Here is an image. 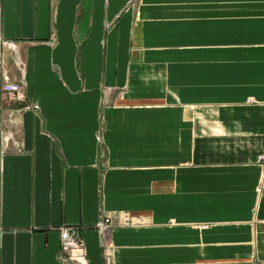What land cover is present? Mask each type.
I'll return each instance as SVG.
<instances>
[{"label":"crops","instance_id":"obj_1","mask_svg":"<svg viewBox=\"0 0 264 264\" xmlns=\"http://www.w3.org/2000/svg\"><path fill=\"white\" fill-rule=\"evenodd\" d=\"M2 66L0 264H264V0H0Z\"/></svg>","mask_w":264,"mask_h":264},{"label":"built area","instance_id":"obj_2","mask_svg":"<svg viewBox=\"0 0 264 264\" xmlns=\"http://www.w3.org/2000/svg\"><path fill=\"white\" fill-rule=\"evenodd\" d=\"M1 91L8 97H11L15 101L25 102L26 96L23 91V87L20 81H13L7 71H3L0 79ZM29 108L39 109V105L30 103ZM111 220L109 217H104L102 222L99 223V228L105 231L108 227H111ZM61 244L59 248V254H61V261L67 262V264H89L88 253L86 251L85 244L80 238L76 227H61Z\"/></svg>","mask_w":264,"mask_h":264},{"label":"rangeland","instance_id":"obj_3","mask_svg":"<svg viewBox=\"0 0 264 264\" xmlns=\"http://www.w3.org/2000/svg\"><path fill=\"white\" fill-rule=\"evenodd\" d=\"M5 70V68L2 66V69H1V75H0V79H1V76H2V73H3V71ZM11 77V76H10ZM11 79H13V78H11ZM14 81V80H13ZM23 87V86H22ZM0 89H1V86H0ZM1 91V90H0ZM1 93H2V95H3V97H4V92L3 91H1ZM8 97V96H7ZM4 99V101L6 102L7 101V99H5V98H3ZM8 99L9 100H12V101H14V99H12L11 97H8ZM252 100V99H251ZM249 102H252V101H249ZM21 103H23V102H21ZM25 104V103H24ZM20 105V106H18V107H15V108H13V109H10V114H11V116H14L15 114H20V113H23V111H26V110H28V109H34V108H29V106L30 105H28V104H30V103H28V104H25V105ZM259 191H260V189H258ZM122 213V215H123V220L119 223L120 225H132V226H134V225H139V224H141V223H138V222H140V220L139 219H136L132 214H131V212L130 211H122L121 212ZM121 213H119V215L121 214ZM104 217L106 218V217H109L110 218V220H111V227H108L105 231H102V230H100V228H99V223L100 222H102V220L104 219ZM143 218V217H142ZM115 221H116V219H115ZM115 221H114V214H111L110 212H106L105 210H102L101 211V215H100V218H99V221H98V223H97V226H96V228H97V230L100 232V236L101 237H103V239H105L106 238V236L108 235V233L113 229V227L115 226V224H118V223H115ZM65 226H68V227H71L70 225H65ZM61 227H63V226H61ZM61 227H60V231H61ZM74 227V226H73ZM77 231H78V229H77ZM78 234H79V231H78ZM61 235V234H60ZM79 236H80V234H79ZM80 238L83 240V238L80 236ZM83 242H84V244H85V247H86V243H85V241L83 240ZM60 244H61V241H60ZM60 248V247H59ZM87 248V247H86ZM86 251H87V249H86ZM59 259L61 260L62 259V256H61V254H59ZM108 261V259L106 260V262ZM105 262V263H106Z\"/></svg>","mask_w":264,"mask_h":264}]
</instances>
